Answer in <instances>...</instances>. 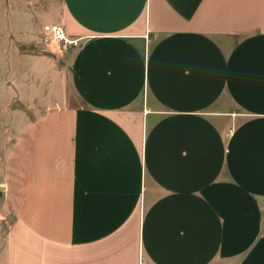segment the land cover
Returning <instances> with one entry per match:
<instances>
[{
    "label": "crops",
    "instance_id": "0c3cea01",
    "mask_svg": "<svg viewBox=\"0 0 264 264\" xmlns=\"http://www.w3.org/2000/svg\"><path fill=\"white\" fill-rule=\"evenodd\" d=\"M53 25L75 43L3 80L0 264H264V0H62Z\"/></svg>",
    "mask_w": 264,
    "mask_h": 264
},
{
    "label": "rangeland",
    "instance_id": "374dc122",
    "mask_svg": "<svg viewBox=\"0 0 264 264\" xmlns=\"http://www.w3.org/2000/svg\"><path fill=\"white\" fill-rule=\"evenodd\" d=\"M61 7L62 0H0V99H10L14 91L9 77L3 80L7 75L13 79L15 53L53 43L49 28L57 24Z\"/></svg>",
    "mask_w": 264,
    "mask_h": 264
},
{
    "label": "built area",
    "instance_id": "2783aa9c",
    "mask_svg": "<svg viewBox=\"0 0 264 264\" xmlns=\"http://www.w3.org/2000/svg\"><path fill=\"white\" fill-rule=\"evenodd\" d=\"M50 39L52 42L60 43L61 46L73 44L75 41L70 39L65 33L61 26L52 25L50 28Z\"/></svg>",
    "mask_w": 264,
    "mask_h": 264
}]
</instances>
